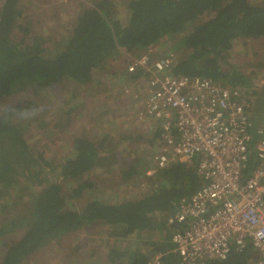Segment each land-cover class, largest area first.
I'll return each instance as SVG.
<instances>
[{"label": "trees", "instance_id": "1", "mask_svg": "<svg viewBox=\"0 0 264 264\" xmlns=\"http://www.w3.org/2000/svg\"><path fill=\"white\" fill-rule=\"evenodd\" d=\"M124 6L127 18L122 23L114 16L111 1L94 0L78 13L61 46L50 49L43 35L30 32L27 26L18 23L22 16L19 0H4L0 8V102L18 91L29 88L36 91L65 79L84 84L109 59L124 53L140 54L163 36L179 34L183 35L173 46L182 47L188 53L184 58L172 54L178 61L172 70L174 74L208 77L231 87L251 86V77L224 60L236 38L254 39L264 35V2L126 0ZM260 110L258 106L253 111L254 123ZM12 118L8 110H0V188H16L24 171L39 181L40 188L32 196L27 214L8 220L0 218V242L2 236L22 231L19 238L1 244L0 264H22L51 242L83 229L91 232L104 226L100 232L117 243L131 234L167 230L170 226L164 217L173 210L172 203L186 198L200 185L194 165L175 162L160 169L156 175L159 178L148 193L140 194L135 200L112 202L89 196L76 209L68 201L80 198L84 190L93 187L91 180L83 179L101 163L102 153L107 152L106 138L101 142L92 141L85 131L74 137L72 155L56 167L61 180L77 182L69 192H64L60 182L45 184L46 179H40L42 166L50 167L52 163L40 155L34 156L23 138L22 127L13 123ZM151 136L154 141L159 129ZM140 168L131 164L122 172V177L136 178L138 171L144 172L145 168ZM251 169L250 161L245 173ZM152 252L146 255L138 250L112 248L108 258L113 264L124 258L128 264H145L155 253L164 251ZM253 258L246 245L241 251H232L223 261L205 264H248ZM163 264H178L177 257L172 252L168 256L163 254Z\"/></svg>", "mask_w": 264, "mask_h": 264}, {"label": "built area", "instance_id": "2", "mask_svg": "<svg viewBox=\"0 0 264 264\" xmlns=\"http://www.w3.org/2000/svg\"><path fill=\"white\" fill-rule=\"evenodd\" d=\"M177 62L172 54L156 56L152 46L129 54L125 72L137 88L123 90L135 121L159 129L146 179L175 162L194 165L199 177L165 214L171 252L178 264H205L248 245V264H264V109L254 123L251 90L174 74ZM139 186L146 193L145 182ZM163 254L145 264H163Z\"/></svg>", "mask_w": 264, "mask_h": 264}, {"label": "rangeland", "instance_id": "3", "mask_svg": "<svg viewBox=\"0 0 264 264\" xmlns=\"http://www.w3.org/2000/svg\"><path fill=\"white\" fill-rule=\"evenodd\" d=\"M109 1L114 16L125 23L126 0ZM3 2L4 0H0V8ZM93 2L94 0H19L22 16L18 23L27 26L30 32L43 35L48 47L55 49L69 36L78 13ZM182 35L163 36L152 45L155 55L175 53L177 58H184L188 52L182 47L173 46ZM129 54L131 53L109 59L105 66L95 69L91 80L84 84L65 79L36 91L31 88L18 91L0 102V110H8L13 116V123L22 127L23 138L34 156L40 155L52 163L50 167L41 165L43 171L40 179H46L45 184L60 182L64 192H69L77 182L61 180L56 167L63 159L72 155L74 137L85 131L92 141L101 142L106 138L107 152L102 153L101 163L83 179L91 180L93 187L84 190L80 198H70L68 201V205L76 209H80L89 196L103 197L112 202L121 199L135 200L140 194L148 193L156 178H159L155 176L154 179H146L145 171L153 166L152 158L157 151L156 140L151 138V128L135 121V112L123 91L129 85H134L133 89L137 88L136 83L129 82L125 72ZM224 62L227 65L235 64L240 72L251 77V86L247 89L257 99L254 100V110L259 106L262 111L264 35L254 39L236 38ZM131 164L145 168L144 172L138 171L136 178L124 179L122 172ZM19 179L20 184L16 188H0V218L3 220L27 214L31 198L40 188L39 181L27 171L22 172ZM143 181L147 186L146 193L139 186ZM104 229V226H100L91 232L88 229L81 230L78 233L81 244L77 243V234L66 236L58 242L53 241L22 264H87L91 255L89 247L92 246L88 241L90 233L98 234ZM165 233L168 235L170 230L165 231L164 236ZM21 235L22 231L18 230L2 236L0 257L1 244L11 242ZM118 244L121 245L114 243V246Z\"/></svg>", "mask_w": 264, "mask_h": 264}, {"label": "crops", "instance_id": "4", "mask_svg": "<svg viewBox=\"0 0 264 264\" xmlns=\"http://www.w3.org/2000/svg\"><path fill=\"white\" fill-rule=\"evenodd\" d=\"M168 230H170V233L168 235L165 233L164 236L163 233ZM171 232L172 228L168 227L167 230H163V232H161L159 229H154L150 230L149 232L144 231L139 234H131L125 239H122V241H119L118 243H121V245L118 244L117 246H114V243L117 242H112V239L108 240V238L105 236V233L100 232L98 234H94V232H89L91 235L88 241L89 243H92V246L89 247V253L91 255L88 258L87 264H113L108 258V253L112 248H117L121 251L129 249L131 252L138 250V252L140 251L141 254L146 255L151 254L152 250L155 252L161 249L164 251V255L168 256L172 248ZM76 240L79 241L77 242L78 244H81L79 234H77ZM118 263L128 264V259L124 258ZM115 264L117 263L115 262Z\"/></svg>", "mask_w": 264, "mask_h": 264}]
</instances>
